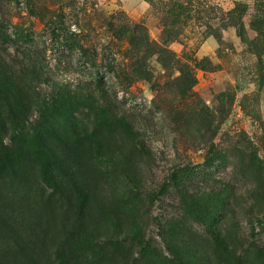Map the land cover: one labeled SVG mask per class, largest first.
<instances>
[{"label":"rangeland","instance_id":"1","mask_svg":"<svg viewBox=\"0 0 264 264\" xmlns=\"http://www.w3.org/2000/svg\"><path fill=\"white\" fill-rule=\"evenodd\" d=\"M164 1L0 0V264H264V0Z\"/></svg>","mask_w":264,"mask_h":264},{"label":"trees","instance_id":"2","mask_svg":"<svg viewBox=\"0 0 264 264\" xmlns=\"http://www.w3.org/2000/svg\"><path fill=\"white\" fill-rule=\"evenodd\" d=\"M27 7L29 10L35 14L40 13V10H44L47 5L48 0H26ZM152 2L153 0H148ZM181 9L182 6L179 4V0H169V2H165L163 4L164 13L171 14L174 17H179L180 14L178 9ZM175 10L178 11V14H175ZM38 12V13H37ZM173 13V14H172ZM182 15V14H181ZM178 19V18H177ZM131 42V40H129ZM132 43V42H131ZM133 44V43H132ZM134 45V44H133ZM136 55V54H135ZM137 58L135 60L134 67H138L140 70L144 65V59L139 54L135 56ZM83 94L81 95L82 100L88 103L89 108H97V113L101 116L109 117L118 123L120 126L124 128L127 132L134 133L133 123L124 115H121L118 111V106L115 105L112 99L110 100L107 95V90L105 88L104 76H98V78L94 81V83H90L87 88H82ZM137 134V133H136Z\"/></svg>","mask_w":264,"mask_h":264}]
</instances>
